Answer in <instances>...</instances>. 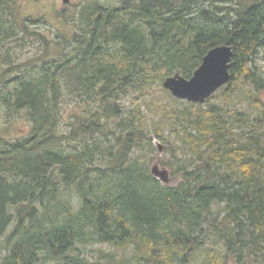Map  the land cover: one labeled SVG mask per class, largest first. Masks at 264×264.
Here are the masks:
<instances>
[{
    "label": "trees",
    "instance_id": "16d2710c",
    "mask_svg": "<svg viewBox=\"0 0 264 264\" xmlns=\"http://www.w3.org/2000/svg\"><path fill=\"white\" fill-rule=\"evenodd\" d=\"M114 1L84 5L70 43L0 0V119L28 124L0 131V264H264V0ZM221 45L231 80L204 105L162 88Z\"/></svg>",
    "mask_w": 264,
    "mask_h": 264
},
{
    "label": "rangeland",
    "instance_id": "374dc122",
    "mask_svg": "<svg viewBox=\"0 0 264 264\" xmlns=\"http://www.w3.org/2000/svg\"><path fill=\"white\" fill-rule=\"evenodd\" d=\"M12 2V6L14 8V12L17 16H20L22 19H29L30 30L34 32V34H39L40 36H44L49 40H55L57 36L65 37V40L68 42H72L73 35L76 31L75 22L80 15V11L84 7V5L92 2L99 3H115L114 0H68L65 2L64 0H6ZM64 39V38H63ZM40 38L33 37L31 38V42L29 41L23 43L24 49H21L19 52V61H26L27 58L33 55L31 50L36 49V52L41 49L42 42H39ZM67 42V47H70V43ZM9 44V43H8ZM38 53V52H37ZM18 60V59H17ZM253 68L257 73H262L264 75V49L260 50L257 57L254 59ZM1 73V72H0ZM162 86V83H161ZM163 88V86H162ZM164 89V88H163ZM165 90V89H164ZM167 91V90H166ZM169 94L170 92L167 91ZM155 96L159 97V93H154ZM171 95V94H170ZM172 97V95H171ZM259 99L264 104V91L258 93ZM174 98V97H173ZM161 99V98H160ZM162 100V99H161ZM186 102V101H183ZM121 103H124L121 101ZM189 103V102H188ZM213 103H218V100L215 99ZM204 105V104H203ZM68 110L63 116V124L64 127L62 130H69V120L71 114L80 113L79 108H74L72 105L69 106ZM6 134H3L9 138L17 137L21 134H24L28 131V124L25 119L18 118L14 121L13 125L6 123L4 120L0 119V131ZM150 140H152V144L155 148L159 144L162 147V152L157 151L154 160L150 163L149 169L158 164L160 170H165L168 173L167 183L169 185H174L177 182L176 178L170 177V169H166V167L160 166V162L165 157H168L166 153V148L163 143L156 141L152 135L149 136ZM158 149V148H157ZM144 151H147L146 148ZM5 238L0 239V255L4 252L3 241ZM102 249L109 250L106 247L101 248L100 246H94L90 249V255L94 258H97L99 251ZM231 262V263H230ZM229 264H235L232 261H229Z\"/></svg>",
    "mask_w": 264,
    "mask_h": 264
},
{
    "label": "water",
    "instance_id": "95a60500",
    "mask_svg": "<svg viewBox=\"0 0 264 264\" xmlns=\"http://www.w3.org/2000/svg\"><path fill=\"white\" fill-rule=\"evenodd\" d=\"M64 1L68 2V0ZM232 54V46H216L203 57L200 66L189 80L175 74L167 77L162 86L177 100L203 105L231 80L229 68ZM157 148L162 152L159 144ZM151 174L163 184H168V173L160 170L158 164L151 168Z\"/></svg>",
    "mask_w": 264,
    "mask_h": 264
},
{
    "label": "bare ground",
    "instance_id": "6f19581e",
    "mask_svg": "<svg viewBox=\"0 0 264 264\" xmlns=\"http://www.w3.org/2000/svg\"><path fill=\"white\" fill-rule=\"evenodd\" d=\"M233 50V49H232Z\"/></svg>",
    "mask_w": 264,
    "mask_h": 264
}]
</instances>
